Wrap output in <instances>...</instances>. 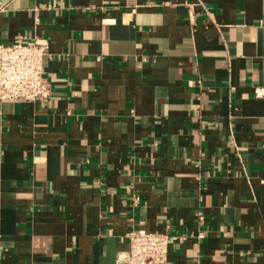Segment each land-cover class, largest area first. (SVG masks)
Instances as JSON below:
<instances>
[{
	"label": "crops",
	"instance_id": "obj_1",
	"mask_svg": "<svg viewBox=\"0 0 264 264\" xmlns=\"http://www.w3.org/2000/svg\"><path fill=\"white\" fill-rule=\"evenodd\" d=\"M21 36L50 94L0 101V264H114L132 228L264 264V0H0Z\"/></svg>",
	"mask_w": 264,
	"mask_h": 264
},
{
	"label": "built area",
	"instance_id": "obj_2",
	"mask_svg": "<svg viewBox=\"0 0 264 264\" xmlns=\"http://www.w3.org/2000/svg\"><path fill=\"white\" fill-rule=\"evenodd\" d=\"M48 55V44L43 40L28 42L21 36L10 43L0 42V101L48 98L50 87L43 77L44 58ZM256 93L263 95L264 91ZM126 236L128 249L117 255L114 264H169L170 243L179 239L164 232L134 228Z\"/></svg>",
	"mask_w": 264,
	"mask_h": 264
}]
</instances>
